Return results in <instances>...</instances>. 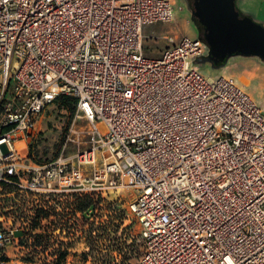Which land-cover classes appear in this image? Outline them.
Listing matches in <instances>:
<instances>
[{
  "label": "built area",
  "instance_id": "1",
  "mask_svg": "<svg viewBox=\"0 0 264 264\" xmlns=\"http://www.w3.org/2000/svg\"><path fill=\"white\" fill-rule=\"evenodd\" d=\"M174 7L0 0V264H19L9 249L27 226L6 200L63 213L122 194L140 226L136 264H264V110L235 78L202 73L199 37L145 55L144 28ZM61 97L88 123L70 134L88 140L72 161L64 145L42 160L40 124Z\"/></svg>",
  "mask_w": 264,
  "mask_h": 264
},
{
  "label": "rangeland",
  "instance_id": "2",
  "mask_svg": "<svg viewBox=\"0 0 264 264\" xmlns=\"http://www.w3.org/2000/svg\"><path fill=\"white\" fill-rule=\"evenodd\" d=\"M186 1L172 0L175 5L172 22L146 27L150 32H145L144 40V52L148 58L156 59L162 55L168 44L165 37L172 35L169 33L176 26L182 25L183 17L194 24L192 7ZM254 21L264 26V23ZM201 71L210 78L220 77L224 72L235 76L247 93L264 109V63L259 59L234 58L220 70H213L210 65L202 64ZM77 116V107H68L65 103L49 107L40 124V139L35 147L38 158L52 161L57 158L64 145L67 147L65 158L72 161L77 152L76 143H86L88 140L85 134H81L79 138L69 132L73 123L78 131L88 130L86 120L82 115ZM2 150L5 152L6 146ZM86 200L81 198L75 202L74 208L66 203L63 213L57 212L53 206L46 213L35 205L26 206L13 198L3 202L4 207L11 208L13 213L24 215L27 223L24 239L9 249L10 260L19 264H58L59 259L65 257L60 264H136L141 255L140 226L130 213L126 195L122 194L121 198L112 202L99 200L93 203L94 212H89L88 216L80 210ZM60 218H64L66 222L64 227L57 224ZM75 219L79 221L76 225L80 229L73 231L70 229L75 228L74 223L69 225V221ZM59 229L63 231L55 234ZM78 235L81 240H74Z\"/></svg>",
  "mask_w": 264,
  "mask_h": 264
},
{
  "label": "water",
  "instance_id": "3",
  "mask_svg": "<svg viewBox=\"0 0 264 264\" xmlns=\"http://www.w3.org/2000/svg\"><path fill=\"white\" fill-rule=\"evenodd\" d=\"M190 1L192 16L204 28L203 40L209 48L201 64L220 70L234 58H255L264 63V27L249 17L240 18L236 0Z\"/></svg>",
  "mask_w": 264,
  "mask_h": 264
},
{
  "label": "crops",
  "instance_id": "4",
  "mask_svg": "<svg viewBox=\"0 0 264 264\" xmlns=\"http://www.w3.org/2000/svg\"><path fill=\"white\" fill-rule=\"evenodd\" d=\"M180 2V1H179ZM179 2H177L179 4ZM237 7L241 12H243L246 15L251 16L254 20L260 21L264 23V0H237ZM151 26V25H149ZM148 27V26H146ZM146 27L144 28V36L145 32H148L146 30ZM150 33V32H148ZM172 34L170 36L175 37L176 39H181L182 37H189V38H198L199 32L196 26L192 24L191 21H189L186 17H183L182 25L176 26L174 29L171 30ZM151 36H148L150 38ZM169 37V36H167ZM146 38V36H145ZM166 40V37H165ZM168 46V44H167ZM166 46V47H167ZM166 49V48H165ZM161 57V55H160ZM157 57V58H160ZM240 59V58H235ZM221 76H231L235 78V76L227 75L225 72ZM236 79V78H235ZM237 80V79H236ZM238 81V80H237ZM239 83V81H238ZM241 85V83H239ZM257 104L261 107V105L257 102ZM262 110H264L261 107Z\"/></svg>",
  "mask_w": 264,
  "mask_h": 264
},
{
  "label": "trees",
  "instance_id": "5",
  "mask_svg": "<svg viewBox=\"0 0 264 264\" xmlns=\"http://www.w3.org/2000/svg\"><path fill=\"white\" fill-rule=\"evenodd\" d=\"M237 1V0H236ZM237 11L239 13V17L240 18H246V17H249L253 20V18L249 15H246L244 14L243 12H241L239 10V8L237 7ZM254 21V20H253ZM193 22L195 24V26L197 27L198 29V32H199V38L203 39V36H204V28L200 25V23L197 21V19L193 18ZM257 23V22H256ZM260 24V23H258ZM261 26H263L262 24H260ZM264 27V26H263ZM206 58V57H205ZM204 58V59H205ZM224 63H221L220 66L224 65ZM58 103H65L66 105H68V107L70 106H73V107H76V100L75 99H72V98H65V97H61L58 101ZM87 202H84L82 204V206L80 207V210L83 212V214H85L91 207H93V202H91L89 199L86 200ZM65 260V257H61L59 259V262L58 264H60L62 261Z\"/></svg>",
  "mask_w": 264,
  "mask_h": 264
},
{
  "label": "flooded vegetation",
  "instance_id": "6",
  "mask_svg": "<svg viewBox=\"0 0 264 264\" xmlns=\"http://www.w3.org/2000/svg\"><path fill=\"white\" fill-rule=\"evenodd\" d=\"M187 2V5L188 6H190V8L192 7V4H191V1L190 0H187L186 1ZM192 9V8H191ZM193 10V9H192ZM208 65H210V67L212 68V65L211 64H208ZM90 211V213H92L93 214V212H94V207H91L90 208V210H88L85 214L88 216V212ZM73 221H69V225H71L70 223H72ZM74 226H75V228L74 229H70V230H73V231H76V228H77V230L78 229H80V226H78L77 227V225L76 224H79V221L78 220H75L74 221ZM57 224L59 225V226H61V227H64V224H66V222H65V220H64V218H60L58 221H57ZM63 230H61V232H62ZM64 235H66V232L64 233ZM63 239V238H62ZM81 240L80 239V237H79V235L77 236V237H75V239L74 240ZM64 241H66L67 239L65 238V239H63ZM68 241H71V239H68Z\"/></svg>",
  "mask_w": 264,
  "mask_h": 264
}]
</instances>
